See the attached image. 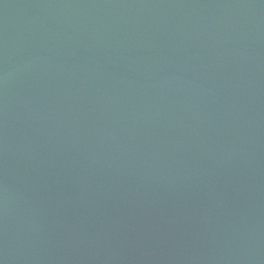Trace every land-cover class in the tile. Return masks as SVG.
<instances>
[{
    "label": "water",
    "instance_id": "1",
    "mask_svg": "<svg viewBox=\"0 0 264 264\" xmlns=\"http://www.w3.org/2000/svg\"><path fill=\"white\" fill-rule=\"evenodd\" d=\"M0 264H264V0H0Z\"/></svg>",
    "mask_w": 264,
    "mask_h": 264
}]
</instances>
